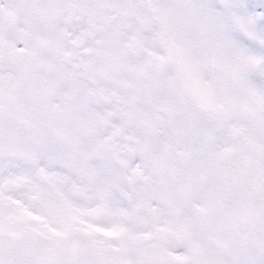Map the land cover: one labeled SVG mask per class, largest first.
Listing matches in <instances>:
<instances>
[{
    "label": "snow or ice",
    "instance_id": "snow-or-ice-1",
    "mask_svg": "<svg viewBox=\"0 0 264 264\" xmlns=\"http://www.w3.org/2000/svg\"><path fill=\"white\" fill-rule=\"evenodd\" d=\"M0 264H264V0H0Z\"/></svg>",
    "mask_w": 264,
    "mask_h": 264
}]
</instances>
